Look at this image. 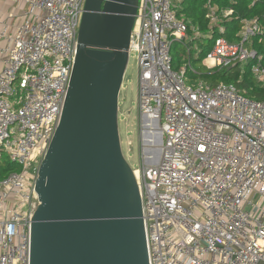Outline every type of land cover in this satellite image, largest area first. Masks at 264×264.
<instances>
[{
	"label": "built area",
	"instance_id": "1",
	"mask_svg": "<svg viewBox=\"0 0 264 264\" xmlns=\"http://www.w3.org/2000/svg\"><path fill=\"white\" fill-rule=\"evenodd\" d=\"M84 2L0 0V160L18 167L0 174V264H30L37 170L61 115ZM174 7L139 0L128 48L140 127L162 138L158 161L132 168L148 264H264V100L232 84L190 83L189 62L173 67V41L200 36ZM207 9L212 44L201 64L249 63L264 86V57L253 47L264 25L244 18L230 41L219 23L233 10Z\"/></svg>",
	"mask_w": 264,
	"mask_h": 264
},
{
	"label": "water",
	"instance_id": "2",
	"mask_svg": "<svg viewBox=\"0 0 264 264\" xmlns=\"http://www.w3.org/2000/svg\"><path fill=\"white\" fill-rule=\"evenodd\" d=\"M139 0H85L61 115L35 180L30 264H148L118 95Z\"/></svg>",
	"mask_w": 264,
	"mask_h": 264
},
{
	"label": "trees",
	"instance_id": "3",
	"mask_svg": "<svg viewBox=\"0 0 264 264\" xmlns=\"http://www.w3.org/2000/svg\"><path fill=\"white\" fill-rule=\"evenodd\" d=\"M175 13L179 17H183L188 23V34H191V28L196 27L200 32V36L188 41L182 48L173 51L170 49L172 64L178 69L181 63L189 62L191 65L187 67L185 73L188 81L194 83L203 81L210 86L219 83L232 84L244 95L256 99L264 100V86H261L253 76L250 70V64H235L228 68H213L208 70L201 64V59L209 51L210 43L204 44L202 41L208 40L205 34L208 30V19L206 18L207 5H214L218 10L231 8L233 14L229 19L223 18L219 23L225 29L222 36L232 41L235 40L236 33L240 29L241 20L244 18L256 17L258 21L264 25V0H174ZM215 35L219 34L214 28ZM173 44V43H172ZM253 47L258 53L264 57V37L259 41L258 37L253 39ZM200 51L199 54L197 53ZM177 58V62L175 61ZM193 65H198V71L193 70ZM264 65V59H263ZM18 170L6 156L0 160V174L3 176L5 172Z\"/></svg>",
	"mask_w": 264,
	"mask_h": 264
},
{
	"label": "rangeland",
	"instance_id": "4",
	"mask_svg": "<svg viewBox=\"0 0 264 264\" xmlns=\"http://www.w3.org/2000/svg\"><path fill=\"white\" fill-rule=\"evenodd\" d=\"M204 44L211 41H202ZM183 43L173 41V51L182 48ZM177 58L175 61L177 62ZM174 65V64H173ZM183 62L181 63V66ZM174 67V66H173ZM193 70L198 71V65H193ZM138 70L137 58L132 53L128 58L122 86L118 95V132L121 150L124 158L131 168H138L140 164H155L161 153L162 138L157 127L154 131L140 127V119L137 108ZM156 131V132H155ZM263 201H260L262 204ZM249 208V207H245Z\"/></svg>",
	"mask_w": 264,
	"mask_h": 264
}]
</instances>
